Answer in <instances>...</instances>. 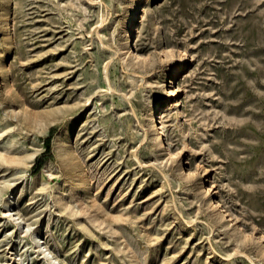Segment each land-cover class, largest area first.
Masks as SVG:
<instances>
[{
  "label": "rangeland",
  "instance_id": "1",
  "mask_svg": "<svg viewBox=\"0 0 264 264\" xmlns=\"http://www.w3.org/2000/svg\"><path fill=\"white\" fill-rule=\"evenodd\" d=\"M131 8L0 0V264H264V0H145L122 54Z\"/></svg>",
  "mask_w": 264,
  "mask_h": 264
},
{
  "label": "bare ground",
  "instance_id": "2",
  "mask_svg": "<svg viewBox=\"0 0 264 264\" xmlns=\"http://www.w3.org/2000/svg\"><path fill=\"white\" fill-rule=\"evenodd\" d=\"M145 0H132V8L129 11L128 17L124 24V29L122 33V41L121 45L118 48V52L128 53L129 50L133 47L134 38L136 33V24L138 22V14L141 12V8ZM138 11V12H137ZM135 18H137L136 22ZM163 56L167 58L168 54L165 51H161ZM137 58L141 56L136 54ZM163 58V60H166ZM184 68L183 64H178L172 67V73L169 77V86L170 90L169 93L174 94L176 89L174 87L175 79L179 76L180 70ZM165 106V103L156 102L154 103V107L147 113L146 115V124L147 130L149 135L154 140V144L156 149L165 153L166 161L175 162L179 161L178 151L172 148L170 145L165 144L164 142V129L160 121L158 120V112L161 108ZM16 161H20V158H15ZM22 160V159H21ZM62 188V185L57 186V191ZM15 188L10 187L9 192H2L0 188V202L2 204L1 214L9 218L10 221L14 223V226L20 229V232L23 234L31 233L33 227L30 223L24 222L21 213L13 207V199L16 194L14 191ZM212 191L211 184L207 185V192ZM210 206L217 209L219 212H224L222 209H219L218 200L210 202ZM225 216L230 218V214L226 213ZM231 219V218H230ZM232 220V219H231ZM31 239L33 241L34 247L36 250L44 257L47 258L49 261H52L54 264H60L57 257L49 250L46 246L44 239L40 232H33L31 235ZM264 251V248H263Z\"/></svg>",
  "mask_w": 264,
  "mask_h": 264
}]
</instances>
